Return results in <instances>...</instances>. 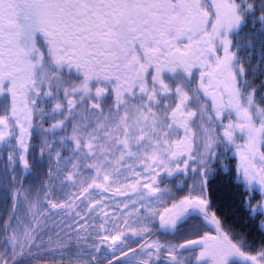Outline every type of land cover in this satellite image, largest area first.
Returning <instances> with one entry per match:
<instances>
[{
	"label": "snow or ice",
	"instance_id": "snow-or-ice-1",
	"mask_svg": "<svg viewBox=\"0 0 264 264\" xmlns=\"http://www.w3.org/2000/svg\"><path fill=\"white\" fill-rule=\"evenodd\" d=\"M0 264H264V0H0Z\"/></svg>",
	"mask_w": 264,
	"mask_h": 264
}]
</instances>
